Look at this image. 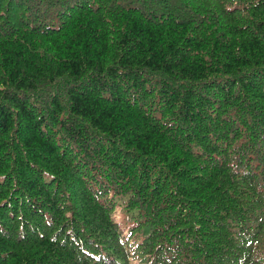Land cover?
Listing matches in <instances>:
<instances>
[{
    "label": "trees",
    "instance_id": "obj_1",
    "mask_svg": "<svg viewBox=\"0 0 264 264\" xmlns=\"http://www.w3.org/2000/svg\"><path fill=\"white\" fill-rule=\"evenodd\" d=\"M0 264H264V0H0Z\"/></svg>",
    "mask_w": 264,
    "mask_h": 264
},
{
    "label": "rangeland",
    "instance_id": "obj_2",
    "mask_svg": "<svg viewBox=\"0 0 264 264\" xmlns=\"http://www.w3.org/2000/svg\"><path fill=\"white\" fill-rule=\"evenodd\" d=\"M120 216H121V214L119 213V220H120V223H122V226H123V227L128 228L129 225H127V222H123V221L121 222V217H120Z\"/></svg>",
    "mask_w": 264,
    "mask_h": 264
}]
</instances>
